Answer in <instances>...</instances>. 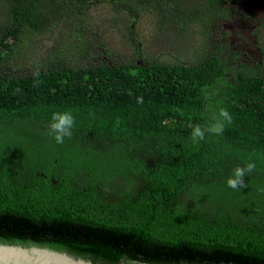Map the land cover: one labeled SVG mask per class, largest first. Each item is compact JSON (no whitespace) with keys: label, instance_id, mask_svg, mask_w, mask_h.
<instances>
[{"label":"trees","instance_id":"obj_1","mask_svg":"<svg viewBox=\"0 0 264 264\" xmlns=\"http://www.w3.org/2000/svg\"><path fill=\"white\" fill-rule=\"evenodd\" d=\"M237 1L0 0V61L25 27L42 30L95 3L154 8L185 29L203 15L228 18ZM227 45L195 65L58 60L1 74L0 243L104 264H264V76L228 65ZM64 112L74 122L58 143L50 125ZM21 127L53 144L34 160L15 156ZM238 167L247 187L228 184Z\"/></svg>","mask_w":264,"mask_h":264},{"label":"rangeland","instance_id":"obj_2","mask_svg":"<svg viewBox=\"0 0 264 264\" xmlns=\"http://www.w3.org/2000/svg\"><path fill=\"white\" fill-rule=\"evenodd\" d=\"M226 8L234 14L230 12L225 19L203 15L181 29L154 8L132 14L127 8L118 9L109 2L95 3L85 13L54 20L42 30L25 27L19 39L10 41L11 46L4 50L0 75L8 72L15 76L29 75L58 60L75 68L113 60L141 62L143 59L195 65L227 40L228 65L264 76V5L254 6L239 0L227 4ZM2 18L0 6V21ZM235 74L234 69L227 71V81L233 82ZM20 130L23 134L15 151L11 149L15 156L32 159L40 155L41 146L53 144L46 138L45 143H40L41 139L31 129L25 131L21 127ZM7 138L11 144L12 138ZM3 152H10L9 145Z\"/></svg>","mask_w":264,"mask_h":264},{"label":"water","instance_id":"obj_3","mask_svg":"<svg viewBox=\"0 0 264 264\" xmlns=\"http://www.w3.org/2000/svg\"><path fill=\"white\" fill-rule=\"evenodd\" d=\"M102 262V261H100ZM0 264H99L93 259L50 246L22 243H0ZM119 264H126L122 258ZM133 264H164L134 262ZM189 264V263H185Z\"/></svg>","mask_w":264,"mask_h":264},{"label":"clouds","instance_id":"obj_4","mask_svg":"<svg viewBox=\"0 0 264 264\" xmlns=\"http://www.w3.org/2000/svg\"><path fill=\"white\" fill-rule=\"evenodd\" d=\"M221 115L227 117V112L225 110H221ZM58 117V120L56 123L51 124L50 126L54 129L57 130V135L55 136V139L58 143H63V138L64 135H62V133H65V126H71L73 124V118L71 115H69L68 112H64V113H54L53 114V119L56 120V118ZM222 126H216L213 128V131L215 132H221ZM195 132L197 134H199L201 136V139L203 138V132L201 131L200 127L197 126L195 128ZM67 136H71V132H67L66 133ZM255 167L254 163H250L247 165V171H252V169ZM235 175H236V179H229L228 180V184L230 187L236 188V187H247V185L245 184L244 179L242 178L245 175V169L243 168H237L235 170Z\"/></svg>","mask_w":264,"mask_h":264},{"label":"flooded vegetation","instance_id":"obj_5","mask_svg":"<svg viewBox=\"0 0 264 264\" xmlns=\"http://www.w3.org/2000/svg\"><path fill=\"white\" fill-rule=\"evenodd\" d=\"M56 182V180H55ZM78 188H83L82 186H78ZM31 242H27V243H22V244H30ZM44 246H50V245H44ZM52 247V246H50ZM97 262H100V261H97ZM100 264V263H99ZM104 264V263H103ZM126 264H133V262H130V261H126Z\"/></svg>","mask_w":264,"mask_h":264}]
</instances>
